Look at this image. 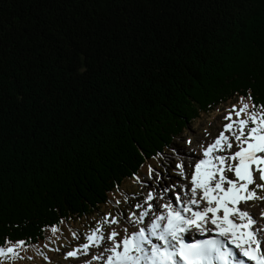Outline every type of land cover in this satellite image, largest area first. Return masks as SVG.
Returning a JSON list of instances; mask_svg holds the SVG:
<instances>
[{
  "label": "trees",
  "instance_id": "obj_1",
  "mask_svg": "<svg viewBox=\"0 0 264 264\" xmlns=\"http://www.w3.org/2000/svg\"><path fill=\"white\" fill-rule=\"evenodd\" d=\"M249 92L264 105V0H0V246L108 208Z\"/></svg>",
  "mask_w": 264,
  "mask_h": 264
},
{
  "label": "snow or ice",
  "instance_id": "obj_2",
  "mask_svg": "<svg viewBox=\"0 0 264 264\" xmlns=\"http://www.w3.org/2000/svg\"><path fill=\"white\" fill-rule=\"evenodd\" d=\"M239 105L228 110L223 130L211 143L205 146L199 136L195 145L180 138L187 148L168 145L166 152L157 150L155 166L146 160L143 178L132 172L129 179L139 190L109 200L115 215L103 214L82 244L62 253L65 260L264 264V210L259 219L246 210L250 202L264 201L256 194L264 191V105L253 103L250 92ZM58 231L51 227L53 236ZM5 244L0 264L23 258L19 249L26 241Z\"/></svg>",
  "mask_w": 264,
  "mask_h": 264
},
{
  "label": "rangeland",
  "instance_id": "obj_3",
  "mask_svg": "<svg viewBox=\"0 0 264 264\" xmlns=\"http://www.w3.org/2000/svg\"><path fill=\"white\" fill-rule=\"evenodd\" d=\"M233 105L237 108L240 107L239 101H236L229 104L227 107L216 108L208 115L202 116L192 126H189L186 135L181 138H184V140H192L195 145L196 137L199 136L201 138L200 143L205 146L208 143H211L219 134V131L223 130V125L226 123L224 116L227 115L228 110H230ZM233 119H235L234 115ZM175 145H178L180 148L188 147L187 144L181 143V139L177 140ZM145 171L146 169L143 172ZM143 175L141 174V178H143ZM257 183H259V181H257ZM124 187L125 189H122L120 193L116 192L111 196L114 202L117 199H122L124 192L131 194L132 192L139 190L138 186H134L132 182L128 181H126V185ZM256 194L264 196V191L257 190ZM246 210L255 216V218L259 219L260 212L264 210V201L258 200L250 202L246 207ZM110 211L113 215H115V210L112 208V204L108 208L96 212V214L91 216V219L79 222L62 223L59 227H57L59 231L55 236H53L51 228H48L46 230L44 240L40 243L35 246L23 247L19 249V254L23 257L22 259L5 262V264H76V262L72 259L65 260L62 253H66L78 246V244H82L84 242L83 236L90 230V227H96V221L99 220L103 214ZM77 237H79V239H77Z\"/></svg>",
  "mask_w": 264,
  "mask_h": 264
},
{
  "label": "bare ground",
  "instance_id": "obj_4",
  "mask_svg": "<svg viewBox=\"0 0 264 264\" xmlns=\"http://www.w3.org/2000/svg\"><path fill=\"white\" fill-rule=\"evenodd\" d=\"M254 218H255V216H254Z\"/></svg>",
  "mask_w": 264,
  "mask_h": 264
}]
</instances>
